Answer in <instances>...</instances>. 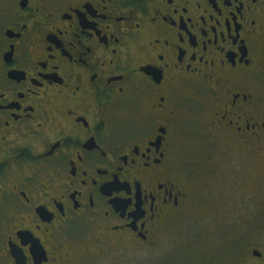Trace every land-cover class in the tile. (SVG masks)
I'll list each match as a JSON object with an SVG mask.
<instances>
[{"label":"flooded vegetation","instance_id":"1","mask_svg":"<svg viewBox=\"0 0 264 264\" xmlns=\"http://www.w3.org/2000/svg\"><path fill=\"white\" fill-rule=\"evenodd\" d=\"M203 229L264 264V0H0V264Z\"/></svg>","mask_w":264,"mask_h":264},{"label":"rangeland","instance_id":"2","mask_svg":"<svg viewBox=\"0 0 264 264\" xmlns=\"http://www.w3.org/2000/svg\"><path fill=\"white\" fill-rule=\"evenodd\" d=\"M202 229V228H201ZM200 229V230H201ZM190 236V234H188ZM191 240L184 231L176 232L163 249V258L160 264H196L203 262L211 253L218 249L214 239L217 238L215 231L203 229V231L191 233ZM228 245L225 244L224 247ZM156 255V254H155ZM154 253L133 254L127 256L128 263L131 264H156L158 256ZM157 261V262H156Z\"/></svg>","mask_w":264,"mask_h":264}]
</instances>
